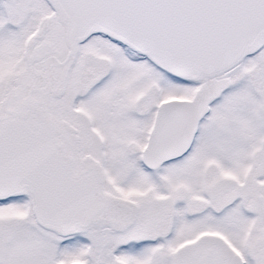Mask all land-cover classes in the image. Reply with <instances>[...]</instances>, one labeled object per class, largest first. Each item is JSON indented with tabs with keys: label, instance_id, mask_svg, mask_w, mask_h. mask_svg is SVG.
<instances>
[{
	"label": "snow or ice",
	"instance_id": "1",
	"mask_svg": "<svg viewBox=\"0 0 264 264\" xmlns=\"http://www.w3.org/2000/svg\"><path fill=\"white\" fill-rule=\"evenodd\" d=\"M0 264H264V0H0Z\"/></svg>",
	"mask_w": 264,
	"mask_h": 264
}]
</instances>
